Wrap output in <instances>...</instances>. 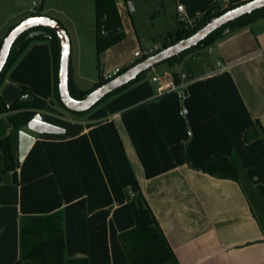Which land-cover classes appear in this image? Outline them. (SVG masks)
Listing matches in <instances>:
<instances>
[{
	"label": "crops",
	"instance_id": "crops-1",
	"mask_svg": "<svg viewBox=\"0 0 264 264\" xmlns=\"http://www.w3.org/2000/svg\"><path fill=\"white\" fill-rule=\"evenodd\" d=\"M214 1L229 5L245 0H174L168 29L142 33L131 11L130 19L126 16L127 1L117 0L125 38L98 58L93 36L86 47L76 32L73 81L80 88L81 81L92 86L100 76L129 66L139 47H160L157 37L164 41L184 17L200 18ZM25 11L10 14L0 32ZM201 54L176 66L178 73L189 76L182 100L175 91L159 94L172 72L170 66L155 67L87 113L67 117L56 104L49 42L28 47L9 70L0 94L11 103L28 86L47 101L45 118L65 132L35 134L19 160V130L9 113L0 114V138L10 136L18 162L16 178L12 170L3 171L0 149V264L20 257L22 216L57 211L65 218L68 258L131 264L120 234L136 224L139 194L152 208L179 264L264 263V231L242 185L200 169L214 155L237 154L264 205V18L204 47ZM96 57L99 73L93 74ZM155 75L160 80L154 81ZM185 119L190 161L183 150ZM246 131L253 134L251 140H246Z\"/></svg>",
	"mask_w": 264,
	"mask_h": 264
},
{
	"label": "trees",
	"instance_id": "trees-1",
	"mask_svg": "<svg viewBox=\"0 0 264 264\" xmlns=\"http://www.w3.org/2000/svg\"><path fill=\"white\" fill-rule=\"evenodd\" d=\"M127 1V0H126ZM249 0L236 4L222 5L218 1L210 4L208 10L198 19L194 20V25L190 26L186 22L176 29L173 34L166 36V41L158 50L165 48L182 38H186L211 21L213 18L226 12L227 10L245 3ZM96 13V51L98 58L102 52L123 40L126 36L124 31L122 18L117 5V0H94ZM43 11L37 10L28 16L41 15ZM26 16V17H28ZM264 18V7L250 14L244 15L239 19L231 21L212 32L206 39L198 45L185 50L179 55L171 57L164 62L168 63L171 68L173 78L179 82L180 77L177 71L179 65L185 56L191 53L195 48H204L214 42L223 39L243 28H246L254 22ZM20 22V21H19ZM12 23L1 39L0 48L5 36L19 23ZM37 41H48L51 47L54 75H55V96L58 103L66 108L60 98L59 93V64L61 42L57 33L49 27L37 26L23 32L14 42L9 58L0 74V87L5 82L6 76L12 66L20 59L28 47ZM138 60L137 62L143 60ZM136 62V63H137ZM160 63L159 65L163 64ZM133 64L122 68V73ZM116 74V75H117ZM115 75V76H116ZM146 76L145 72L138 75L137 78L122 87L114 90L100 100L94 107L102 103L104 100L119 94L133 84L139 82ZM110 79L100 76L99 80L90 88L83 89L78 87L72 78V65L70 60L69 69V90L74 98H84L90 91L98 86L106 83ZM181 100V99H180ZM47 101L31 93L28 86H22L21 94L11 103H7L0 94V114L9 113V119L12 125L20 130L26 127L28 121L39 110H44ZM92 107L90 110H92ZM88 110V111H90ZM71 111V110H70ZM88 111L75 112L77 115H83ZM185 138L183 141V150L188 161L189 158L185 152L186 144L190 136L188 122L185 119ZM246 140H251L253 134L246 131ZM0 149L3 153L4 168L3 171L12 170L17 178V166L10 136L0 138ZM200 169L220 178H228L238 181L246 192L250 201L251 208L258 218L260 225L264 231V205L255 191L250 180L246 168L242 164L239 156L233 154L231 156L217 154L212 156ZM139 207L136 224L134 227L123 231L120 234L121 241L126 250L127 256L131 264H166L168 262L179 264L177 257L161 228L152 208L142 194L135 197ZM62 211L50 214L40 215H24L20 220V257L13 264H88L87 258L70 259L66 256V238H65V221ZM264 264V263H262Z\"/></svg>",
	"mask_w": 264,
	"mask_h": 264
},
{
	"label": "water",
	"instance_id": "water-1",
	"mask_svg": "<svg viewBox=\"0 0 264 264\" xmlns=\"http://www.w3.org/2000/svg\"><path fill=\"white\" fill-rule=\"evenodd\" d=\"M264 7V0H249L238 6H235L219 16L213 18L192 35L182 38L179 41L158 50L156 53L144 58L143 60L133 64L122 73L117 74L106 83L98 86L90 91L84 98H74L69 90V69L71 60V38L66 27L56 18L41 14L28 16L22 19L3 39L0 48V74L7 63L12 46L16 39L25 31L37 27L46 26L54 30L61 42L60 64H59V93L60 98L67 109L75 112H84L94 107L100 100L114 90L131 82L138 77L139 74L149 69L155 68L156 65L166 61L167 59L181 54L187 49L198 45L206 39L212 32L223 25L239 19L240 17L250 14ZM35 20L36 23L28 24L27 21ZM23 25V27H21ZM65 128L48 121L45 118L44 110H39L30 119L26 125V129H20L18 132V156L22 160L36 140L35 134H59L64 133Z\"/></svg>",
	"mask_w": 264,
	"mask_h": 264
},
{
	"label": "rangeland",
	"instance_id": "rangeland-1",
	"mask_svg": "<svg viewBox=\"0 0 264 264\" xmlns=\"http://www.w3.org/2000/svg\"><path fill=\"white\" fill-rule=\"evenodd\" d=\"M173 1L174 0H127L128 8L126 16L128 17L129 12L131 11V18L135 22L138 30L142 33L146 32L147 30L150 31L154 29L167 30L168 28L165 26H167V24L171 22L173 6H175ZM131 2L134 3L135 9H133ZM33 3H36V5H34ZM40 9H45V11L43 12L44 14L58 19L66 27L71 38L73 54H75L76 52V32L78 33V37L83 42V45L86 47L90 46V44L92 43V36L93 40L95 41L96 13L94 0H0V25L12 13H16L20 10H26L25 12L17 15L12 21H10V23L19 22L26 15H29L30 13ZM151 13H153L154 16H151ZM128 19H130V16L128 17ZM71 22H74L75 25H73ZM10 23H8V25L0 32V42L2 36L9 28ZM157 38L161 43L160 47H162L163 43L166 40L164 39L163 41L162 39H160V37ZM202 50L203 48H195L191 51L190 54L184 57L183 61L191 60L193 55H195V57L197 55H200ZM95 63V67H93V74H98L99 60L97 59V57ZM164 66H168V63L164 62L161 65H156L155 67L161 69ZM152 71V68L147 70L145 72L146 76L152 74ZM81 82H83L82 84H84L83 89L87 90L94 85L93 84L91 86V83H89L88 81ZM56 102V104L61 107V109L63 110L62 112L66 114L67 117L78 116L76 113L70 111L69 109L62 107L57 100Z\"/></svg>",
	"mask_w": 264,
	"mask_h": 264
},
{
	"label": "built area",
	"instance_id": "built-area-1",
	"mask_svg": "<svg viewBox=\"0 0 264 264\" xmlns=\"http://www.w3.org/2000/svg\"><path fill=\"white\" fill-rule=\"evenodd\" d=\"M33 4L36 5V3H33ZM179 9H182L181 5L179 6ZM182 20L190 26L194 25V21H190V20L186 19L185 17ZM159 48L160 47H158L157 45H152V44H147L145 46L139 47L134 52V58L132 59L131 64H135L138 60H140L142 58H146V57L156 53ZM193 58H195L194 55H193ZM218 65L221 66V61H218ZM119 70L120 69H117L113 73L107 74L105 76V78L106 79H112L119 72ZM179 77H180L179 82H176L173 78V75H172V79L169 83L168 82L167 83H165V82L161 83L159 88H158L159 94H163V93H165V91L170 90V91L177 92L181 100L184 99L187 95L186 85H187L189 76L186 72H180ZM152 79L154 81H157V80H160V77L158 75H155L152 77ZM182 112L187 113V108L182 107Z\"/></svg>",
	"mask_w": 264,
	"mask_h": 264
},
{
	"label": "snow or ice",
	"instance_id": "snow-or-ice-1",
	"mask_svg": "<svg viewBox=\"0 0 264 264\" xmlns=\"http://www.w3.org/2000/svg\"><path fill=\"white\" fill-rule=\"evenodd\" d=\"M37 21H35V20H29V21H27V23L28 24H32V23H36ZM21 27H23V25H21Z\"/></svg>",
	"mask_w": 264,
	"mask_h": 264
}]
</instances>
